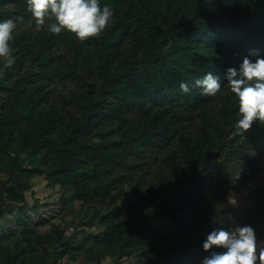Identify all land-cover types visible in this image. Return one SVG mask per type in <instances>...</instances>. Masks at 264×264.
Returning <instances> with one entry per match:
<instances>
[{
	"label": "trees",
	"instance_id": "1",
	"mask_svg": "<svg viewBox=\"0 0 264 264\" xmlns=\"http://www.w3.org/2000/svg\"><path fill=\"white\" fill-rule=\"evenodd\" d=\"M99 3L113 10L114 23L98 38L82 42L48 27L13 35L19 63L0 66V152L18 137L28 156H44L56 182L82 199H108L112 209L98 221L108 230L97 243L123 241L136 264H200L209 254L202 248L207 235L230 229L205 204L208 191L222 194L239 171L264 158V124L254 121L239 134L238 102L226 81L209 97L195 80L210 71L223 77L245 56L255 60L253 50L264 57V0ZM20 16L19 24L35 21L26 0H0V21ZM59 48L72 55L64 63ZM27 63L36 71H24ZM64 81L82 85L63 97L75 113L68 120L48 107ZM19 158L10 170L23 191L28 172ZM124 197L128 203L120 204ZM154 215L161 226L126 235L123 217Z\"/></svg>",
	"mask_w": 264,
	"mask_h": 264
},
{
	"label": "rangeland",
	"instance_id": "2",
	"mask_svg": "<svg viewBox=\"0 0 264 264\" xmlns=\"http://www.w3.org/2000/svg\"><path fill=\"white\" fill-rule=\"evenodd\" d=\"M6 10H13V6ZM46 27L47 21L43 26H38L36 21L17 23L13 35L21 31L38 32ZM11 49L18 65L20 56ZM55 55L61 63L72 56L63 48L57 49ZM0 66L10 69L13 65L7 67L4 58H0ZM28 69L36 71L30 63L25 65L24 71ZM81 89L82 85L73 81L56 84L48 107L53 105L64 120H68L75 113L65 105L63 97ZM116 136L114 133L113 137ZM18 154L19 168L28 172L23 179V191L10 170V162ZM19 168H16L18 176ZM22 194L29 209L24 208ZM208 194L205 204L220 212L222 222L230 229L237 224L251 225L258 241H264V205L260 201L264 197L262 156L253 166L239 171L222 194L214 190ZM127 203L126 197L120 200V204ZM111 209L108 199H82L70 185L56 182L49 175L44 156H28L18 137L6 143L5 150L0 152V264H136L134 255L123 248V241L115 246L95 241V236H102L108 230L98 221ZM225 211L227 213H223ZM122 220L129 228L126 235L144 233L163 224V220L155 215L147 221L136 216L123 217Z\"/></svg>",
	"mask_w": 264,
	"mask_h": 264
},
{
	"label": "clouds",
	"instance_id": "3",
	"mask_svg": "<svg viewBox=\"0 0 264 264\" xmlns=\"http://www.w3.org/2000/svg\"><path fill=\"white\" fill-rule=\"evenodd\" d=\"M27 9L38 26L48 22V31L60 35L63 31L74 34L79 41L98 38L110 21L114 23L113 10L108 5L100 6L99 0H26ZM23 17L0 21V58L7 67L15 63L10 41L17 22ZM255 60L245 56L239 67H229L221 77L213 72L195 80L204 96L215 97L221 91L222 78L238 102L239 119L235 128L244 135L254 121L264 124V57L253 50ZM184 93L190 91L186 82H181ZM204 256L200 264H264V241H258L251 225H239L231 229H213L202 243Z\"/></svg>",
	"mask_w": 264,
	"mask_h": 264
}]
</instances>
